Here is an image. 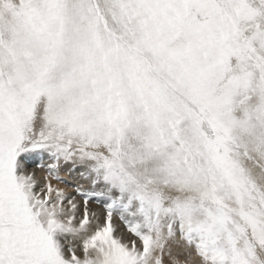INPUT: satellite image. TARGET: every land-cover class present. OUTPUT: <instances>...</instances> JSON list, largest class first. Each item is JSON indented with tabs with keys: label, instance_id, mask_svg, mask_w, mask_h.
Returning a JSON list of instances; mask_svg holds the SVG:
<instances>
[{
	"label": "snow or ice",
	"instance_id": "obj_1",
	"mask_svg": "<svg viewBox=\"0 0 264 264\" xmlns=\"http://www.w3.org/2000/svg\"><path fill=\"white\" fill-rule=\"evenodd\" d=\"M0 264H264V0H0Z\"/></svg>",
	"mask_w": 264,
	"mask_h": 264
},
{
	"label": "rangeland",
	"instance_id": "obj_2",
	"mask_svg": "<svg viewBox=\"0 0 264 264\" xmlns=\"http://www.w3.org/2000/svg\"><path fill=\"white\" fill-rule=\"evenodd\" d=\"M65 179H66V181H67V183H68V185H69V188H68V190L69 191H71V185L75 182L72 178H70V177H65ZM92 208H99L100 206L99 205H96V204H91L90 205ZM117 223H119L118 221H117ZM121 227H123L122 225H121Z\"/></svg>",
	"mask_w": 264,
	"mask_h": 264
}]
</instances>
